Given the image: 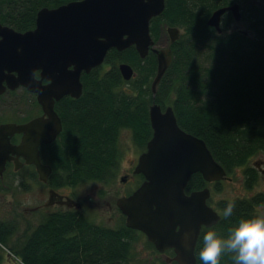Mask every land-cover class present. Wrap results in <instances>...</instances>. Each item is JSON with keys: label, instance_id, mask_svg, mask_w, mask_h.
<instances>
[{"label": "trees", "instance_id": "obj_1", "mask_svg": "<svg viewBox=\"0 0 264 264\" xmlns=\"http://www.w3.org/2000/svg\"><path fill=\"white\" fill-rule=\"evenodd\" d=\"M70 1L78 0H0V22L24 32L34 27L39 9ZM234 3L239 5L245 29L231 28L237 21L229 11L221 18L220 33L207 24L214 10ZM162 25L179 27L182 32L168 44L172 62L155 93L151 90L155 54L149 51L142 59L131 46L122 51L110 49L102 65L83 72L78 98L64 96L57 101L62 130L40 153L51 167L50 186L110 180L119 167L121 131H130L141 149L151 138L148 110L153 101L162 109L171 106L179 127L203 139L227 173L243 167L245 187L255 185L258 171L250 160L264 153V1L165 0L163 12L150 21L155 44L164 32ZM120 63L133 68L131 79L122 78ZM208 185L200 173H194L186 190ZM214 190L219 191L220 184H215ZM228 202L217 203L219 221L201 230L195 247L196 264H201L198 254L203 234L213 230L227 237L240 219L258 216L254 207L264 203V196L233 200L234 213L224 219ZM17 231L0 220V263L8 252L20 259V264H127L141 238V233L124 221L117 227H106L67 212L46 216L31 232L12 240ZM221 264L233 261L226 254Z\"/></svg>", "mask_w": 264, "mask_h": 264}, {"label": "water", "instance_id": "obj_2", "mask_svg": "<svg viewBox=\"0 0 264 264\" xmlns=\"http://www.w3.org/2000/svg\"><path fill=\"white\" fill-rule=\"evenodd\" d=\"M164 7L165 0H78L39 9L34 27L24 32L0 22V88L4 79L11 88L25 86L37 93L47 115L27 125L0 124V176L12 154L34 164L39 179L46 181L51 168L41 163L38 147L55 140L62 129L54 101L64 96L78 98L81 74L102 65L110 49L134 46L142 59L149 51L154 53L151 90L155 93L172 62L171 47L158 48L150 34L151 19ZM228 11L240 21L239 5L234 3L214 10L207 24L220 33L221 18ZM166 32L170 44L181 34L175 26L166 27ZM118 69L124 80L134 76L128 63H120ZM35 70L41 71L40 79L34 77ZM148 114L152 135L134 170L144 180L130 195L120 197L117 206L125 215L126 226L144 233L158 251L171 248L178 264H196L201 227L216 224L220 215L207 203L208 187L189 194L185 188L194 173L213 182L225 178L226 171L203 139L179 127L171 106L162 109L153 101ZM19 132L24 133L22 139L13 145L10 137Z\"/></svg>", "mask_w": 264, "mask_h": 264}, {"label": "flooded vegetation", "instance_id": "obj_3", "mask_svg": "<svg viewBox=\"0 0 264 264\" xmlns=\"http://www.w3.org/2000/svg\"><path fill=\"white\" fill-rule=\"evenodd\" d=\"M40 72H41L40 70H35L34 77L36 79H40ZM5 73H7V71H5ZM11 74L17 75L16 72H11ZM42 83L47 84L48 81L42 80ZM2 86L3 87L0 88V124L27 125L29 122H31L32 120H35L36 118H39L42 116H44V118H47V115H44L42 105L37 101V93L29 91L25 86L21 84L17 85L14 88H11L7 85V81L5 79L2 81ZM57 101L59 100L54 101L53 108H54V111L58 115L57 107H56ZM23 134H24L23 132L14 133L10 137V142L13 145H18L22 139ZM58 135L56 136V138L58 137ZM48 144H41L38 147V151H39V158L41 160V163L49 166V164L46 163L41 158V154H40L42 147ZM145 149L146 147L144 149H141V151L137 155L136 161L129 162L130 164L126 167L125 173L119 174L120 168L118 167L116 174L110 180L105 181V182L97 181L96 183H98L99 185H97V187H94L92 189V193L90 196H81L83 198H78L77 200L75 199L76 197L74 198L73 196L75 195L74 188L79 184L75 186L66 185V186L52 187L48 183L49 175L47 176L46 181L40 180L39 175L36 171L35 165L31 163H26V160L23 156H19L17 158L16 155L10 154L11 159L6 161L5 169L0 176V185H3V187H8V184L4 183V180H3L4 176L9 174L12 177H15L14 175H16V173L20 169H24L28 171L26 174L27 176H25V179H22V181L16 183L20 188L28 189L32 184H40L42 187H44L45 193L47 194L46 195L47 199L45 200V202H43L42 204H38V205L36 204L34 206H30V207L25 206L23 209L24 213L26 212L29 213L28 215H31L34 212H39L41 213L42 218L40 220H35L33 218H29V216L27 217L24 216V220H23L24 223L22 226L24 228V229L22 228L24 230V233L31 232L33 228L42 224L46 216L51 215V214L59 215L60 213H63V212H67L70 216L76 213H79L80 215H82L85 218H88L90 221H92L94 224H97V225L99 224V225H103L106 227H117L123 221L125 223V215L121 212V210L117 206V200L120 197L130 195L136 188H138V186L144 180V176L141 173H135L134 170L137 164L138 156ZM252 165H254V167L257 169L258 174L259 175L261 174V176L264 178V159L259 158V160L255 161ZM242 174H243L242 177H243V182H244L245 176L243 172ZM113 181L117 182V184L115 185L116 187L114 188L111 185ZM223 181L229 182V181H233V179L229 177V174L226 172L225 178L219 181L208 182L209 185L207 187L208 188L214 187L215 184H221ZM66 187L69 188V192L65 194L61 190ZM247 189L251 190L252 187L247 188ZM113 190H114V193H113ZM190 192L192 191H187L185 188L186 194H189ZM115 194H119V195L115 196ZM210 195H211V190H210ZM256 195L264 196V193L261 192V193H256L254 195L251 194L248 197L237 196V197L232 198L231 201L237 200V199L250 200V198ZM210 200L211 199L209 196V198L207 199V203L218 214L220 212L219 215L221 217V210L217 208L216 206H214ZM255 208L256 207H254V209ZM92 210H94V215L89 214V212ZM107 213H109L110 215L105 216V214ZM8 222L11 224L10 221ZM29 224H32L34 226H32L31 228L30 227L31 225ZM11 226H14V225L11 224ZM203 228H208V227L202 226L201 230ZM201 230H200V233H201ZM138 232L141 233V237H143L146 242H149L144 233H142L141 231H138ZM200 233L197 238L196 244L200 237ZM152 249L158 252L159 255L163 256L162 259H164L161 262L157 261L159 263L157 262L155 263L163 264L164 262H167V263L178 264L174 260L175 253L173 249L170 248V249L164 250L163 252H160L155 248L154 245ZM157 258L158 257H156V259Z\"/></svg>", "mask_w": 264, "mask_h": 264}, {"label": "rangeland", "instance_id": "obj_4", "mask_svg": "<svg viewBox=\"0 0 264 264\" xmlns=\"http://www.w3.org/2000/svg\"><path fill=\"white\" fill-rule=\"evenodd\" d=\"M168 27V26H166ZM166 27L162 25V29L164 32L162 33L159 42L155 45L158 48L167 47L169 46V37L166 32ZM179 28V27H178ZM231 28L233 29H245L246 28V22L244 19L241 18L239 22H236L232 24ZM180 32H182V29L179 28ZM119 65V64H118ZM119 148L121 157L119 160V174L126 172V167L130 164V161H136L138 153L141 151V148H139L135 142L132 140L130 131L123 130L120 133V139H119ZM259 158L264 159V154L259 153L255 155L250 160V164L254 163L255 161L259 160ZM243 167H239L231 171L229 174V177L233 179V181H223L220 184V190L215 191L214 187H209L211 190L210 195V201L211 203L217 207V203L222 200H231L234 197L237 196H250L251 194L256 193H264V178L261 176V174L257 176V181L255 186L252 187V189H247L243 182ZM28 171L24 169H20L15 177H12L11 175H5L3 180L4 183L8 184V187H3V185H0V220L4 221H10L14 227H17L18 231L16 232L15 236L11 237V239H15L19 237V235L24 234V228L23 226V220L24 216L29 218H33L35 220H40L42 218L41 213L34 212L31 215H28L29 213H24L23 209L25 206H34L38 204H42L47 199L45 189L40 184H32L28 189L27 188H20L16 183L22 181V179H25V176H27ZM95 182V183H94ZM97 181H86L85 183L79 184L74 188L75 195L73 196L76 200L78 198H83L81 196H90L92 193V189L94 187H97L99 185L96 183ZM117 184L116 181L112 182V187H116ZM110 188V187H109ZM63 193H68L69 188H63L61 190ZM114 193V190H113ZM119 194H115V196H118ZM256 208L255 213L258 215L264 214V203L258 204L255 206ZM218 208V207H217ZM89 214L94 215V210L90 211ZM220 214V212H219ZM22 215V216H21ZM110 214L107 213L105 216H109ZM30 227L32 228V224ZM215 225V224H214ZM23 228V229H22ZM4 251H6V247H3ZM156 257H158L156 259ZM163 256L159 255L158 252L153 250L149 245L146 244V241L143 237L139 238V241H137L134 245V251L132 258H130V262L127 264H157L161 262ZM159 261V262H157ZM157 262V263H155ZM164 262V261H163ZM20 264V259L14 257L13 254H10L7 252V256H5L4 260L0 264ZM163 264H173V263H167L164 262Z\"/></svg>", "mask_w": 264, "mask_h": 264}, {"label": "clouds", "instance_id": "obj_5", "mask_svg": "<svg viewBox=\"0 0 264 264\" xmlns=\"http://www.w3.org/2000/svg\"><path fill=\"white\" fill-rule=\"evenodd\" d=\"M235 207V202L229 201L223 210V218L231 217ZM226 254L233 264H264V214L240 219L229 229L227 237H221L213 230L203 234L198 254L201 264H221Z\"/></svg>", "mask_w": 264, "mask_h": 264}]
</instances>
